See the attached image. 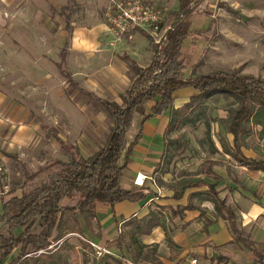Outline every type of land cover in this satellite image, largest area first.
I'll list each match as a JSON object with an SVG mask.
<instances>
[{
    "label": "crops",
    "instance_id": "0c3cea01",
    "mask_svg": "<svg viewBox=\"0 0 264 264\" xmlns=\"http://www.w3.org/2000/svg\"><path fill=\"white\" fill-rule=\"evenodd\" d=\"M108 5L109 0H0V18L2 14L10 16V19L25 17L31 31L34 28L35 32H40L42 45L56 48L58 59L52 63L54 73L61 77L57 64L61 52L65 51L64 59L72 79L80 88L101 98L100 95H122L126 92L131 83V62L145 67L153 55L149 37L140 31L126 35L121 43L110 47L106 18ZM32 35L35 36L34 33ZM32 41L34 46L35 39ZM143 59L148 60L144 63ZM30 61L29 69L46 80L47 59L40 57ZM61 80L65 84L62 77ZM194 93L189 88L177 92L173 108L182 107ZM44 106L47 103L37 110L43 113ZM169 120L170 115L165 113L143 125L141 139L133 148L122 178L126 183L122 187L126 190L136 187L134 180L137 175L154 178L155 184L149 180L144 182V187L153 195L144 201L115 205L105 222L97 214L92 234L87 232L89 241L105 247L119 260L120 252H124V256L131 260L134 257L135 264H192V260H196V264H254L253 255L243 247V243L235 241L229 223L216 212L207 187L191 188L184 192L182 198H173L177 184L174 185L175 181L163 168L169 160L168 153L164 152ZM41 126L33 111L0 91V161L8 164L12 157L17 161L24 160L29 153L25 150L37 154L47 150L49 140ZM260 141L264 144V139ZM227 143L232 144V137ZM217 150L214 156L219 155L220 159L218 162L217 157L210 158L214 162L210 171L220 180L217 187L219 198L234 210L236 226L244 238L254 247L264 246V172L239 166L220 148ZM242 152L248 158L264 159V150L259 155ZM44 163H39V167ZM191 164L186 161L173 166L185 171L192 167ZM195 164L198 166V161ZM16 176H19L18 172ZM187 178L190 182L212 181V177L208 178L202 171ZM14 188L17 187L11 190ZM20 191L17 188L14 194ZM7 193V189L0 187V199ZM96 212H99L98 206ZM151 213L157 214L163 228L155 227L149 234L130 238L129 223L142 220ZM165 232L173 245L166 242ZM85 233L84 230L87 236ZM120 233L124 235V242L118 246L119 242L114 238ZM132 238L137 239V243H132Z\"/></svg>",
    "mask_w": 264,
    "mask_h": 264
},
{
    "label": "trees",
    "instance_id": "16d2710c",
    "mask_svg": "<svg viewBox=\"0 0 264 264\" xmlns=\"http://www.w3.org/2000/svg\"><path fill=\"white\" fill-rule=\"evenodd\" d=\"M209 1L178 0L166 39L158 45H152L150 63L139 67L131 62L129 71L133 77L122 97V106L78 88L66 66V53L61 52L57 64L60 76L108 112L113 119V127L104 146L92 156L83 158L73 147L70 150V161L52 162L50 167L55 169L44 180L28 190L22 189L19 194H14L16 190L13 189L1 197L0 264H68L61 255L62 245L57 246V243H64L70 235L81 236L84 230L92 234L97 206H107L112 211L119 203L144 201L152 196L153 193L144 186L126 190L121 182L133 148L141 139L143 125L162 114L170 115L166 134L183 126L196 127L199 123L203 124L213 147L212 153H216L218 150L211 142L212 117L206 112L207 104L213 98L231 100L226 117L217 120L225 133L232 137L231 145L219 139L221 150L237 165L264 172V159L246 157L241 144L255 133L254 129H257L258 138L264 139V81L239 72L224 71L185 77L188 65L180 57L183 44L192 33V17L211 16L207 9ZM186 88L195 93L182 107L174 109L176 93ZM135 116L140 117V128L134 137H130L129 130ZM43 125L42 129L49 133V128ZM164 152L167 153V145ZM167 158L166 166H169L172 156ZM47 169H39L26 179L32 180L49 171ZM205 174L208 178L212 177V181L179 182L173 198H182L184 192L191 188L207 187L216 212L229 223L235 241L243 243V247L253 255L254 264H264V246L254 247L253 243L244 238L243 232L236 226L234 210L219 198V178L209 170ZM129 224L130 238L149 234L153 228L162 227L159 217L153 213ZM114 241L121 246L124 235L118 234ZM136 241L131 239L132 243ZM85 242L91 249L88 241ZM166 242L173 245L167 233ZM121 262L113 255L104 254L97 259L96 264Z\"/></svg>",
    "mask_w": 264,
    "mask_h": 264
},
{
    "label": "rangeland",
    "instance_id": "374dc122",
    "mask_svg": "<svg viewBox=\"0 0 264 264\" xmlns=\"http://www.w3.org/2000/svg\"><path fill=\"white\" fill-rule=\"evenodd\" d=\"M141 1L165 9L167 24H171L173 12L178 7V0ZM207 9L211 12V16L191 19L192 33L185 40L180 56L188 65L185 77L191 74L224 71L239 72L264 81V0H210ZM31 29L25 17L18 16L10 19V16L2 14L0 18V91L10 98L21 101L26 109L34 112L36 119L49 128L48 133L41 126L49 141L46 144L47 150H43L40 154L25 150L29 153L24 160L17 161L12 157L8 164L0 161V187L2 190L7 189L8 192L13 187L28 190L44 180L45 176L55 169L50 167L52 162L70 161V150L73 147L83 158L92 156L104 146L113 127L111 115L99 104L79 93L73 85L66 82L63 84L61 77L54 73L52 66L53 60L58 59L56 48L44 47L40 32H35L34 28L33 31ZM33 33L35 36L32 35ZM32 38L35 39L34 46H32ZM40 57L49 62L48 67L45 68L46 80L28 67L29 64L31 65L30 59H40ZM147 60L143 59V62L146 63ZM129 75L131 80L133 74L130 71ZM125 93L111 96L100 95V97L122 106V97ZM61 94H64V97ZM45 103L47 106H44V112L40 113L37 108L39 109ZM231 103V100L219 97L211 99L207 104L206 112L212 117L211 142L214 147L220 149L219 139L229 141L231 137L219 126L217 120L226 117L227 107ZM139 121L140 117L135 116L129 130L130 137H134L138 132ZM254 130L255 133L253 132L252 136L241 142L242 151L256 152L259 155L261 150H264V147L261 148L264 144L258 140L257 129ZM166 138L167 157L172 156V160L169 166L163 168L175 181L174 185L182 181H190L187 177L199 171H210L214 164L210 158L215 153H212L213 147L206 136L203 124L172 129L167 132ZM214 157H217L219 162V155ZM44 161L43 166L39 167V163ZM186 161L193 164L185 171L173 166L177 162ZM197 161L198 166L195 164ZM46 167L49 171L41 173L42 175L32 180L26 179L38 169ZM32 170L37 171L32 172ZM16 172L19 176H16ZM125 184L123 179L122 186L124 187ZM104 207L99 205L97 214L98 218L105 222L111 210ZM93 228H95L94 225ZM104 230H106L105 227ZM87 232L85 233L87 236L84 232L81 236L74 234L67 236L64 243L61 241L57 243V246L62 245L61 255L68 264H96L97 259L104 255L98 256L96 248L91 246L93 249H90L86 246L85 240L93 243L89 241ZM96 246L113 255L105 247ZM133 258L131 260L130 257L124 256V252H120V261H124V264H135L136 260ZM126 259H129V262H126Z\"/></svg>",
    "mask_w": 264,
    "mask_h": 264
},
{
    "label": "built area",
    "instance_id": "2783aa9c",
    "mask_svg": "<svg viewBox=\"0 0 264 264\" xmlns=\"http://www.w3.org/2000/svg\"><path fill=\"white\" fill-rule=\"evenodd\" d=\"M106 18L110 47H115L126 35L134 31L145 33L153 45H158L166 39L167 32L171 29V24H167L165 9L145 4L141 0H109ZM146 180L155 184L154 178L137 175L134 185L143 187ZM89 244L96 248L98 256L111 255L105 249L91 242ZM191 263L196 264V260Z\"/></svg>",
    "mask_w": 264,
    "mask_h": 264
}]
</instances>
